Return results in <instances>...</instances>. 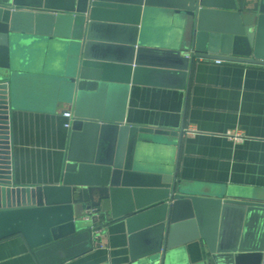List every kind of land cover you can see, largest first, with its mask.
Returning <instances> with one entry per match:
<instances>
[{
  "label": "water",
  "instance_id": "obj_1",
  "mask_svg": "<svg viewBox=\"0 0 264 264\" xmlns=\"http://www.w3.org/2000/svg\"><path fill=\"white\" fill-rule=\"evenodd\" d=\"M158 21L170 34L156 33ZM51 40L70 52L46 77L69 89L67 161L58 184L19 187L15 87L37 76L22 73L31 48ZM263 45L264 0H0V242L20 237L40 264H62L124 221L132 264H183L180 249L198 240L212 264H264V192L239 197L179 179L178 159L155 165L150 147L180 152L184 129L126 122L132 86L188 94L197 60L264 65Z\"/></svg>",
  "mask_w": 264,
  "mask_h": 264
},
{
  "label": "crops",
  "instance_id": "obj_2",
  "mask_svg": "<svg viewBox=\"0 0 264 264\" xmlns=\"http://www.w3.org/2000/svg\"><path fill=\"white\" fill-rule=\"evenodd\" d=\"M156 28L159 35L170 34L166 22L158 21ZM69 60L63 41L36 44L22 73L37 76L16 83L11 134L19 187L58 184L63 177L71 132L63 116L69 89L46 77L58 75ZM126 122L159 131L184 129L180 152L177 143L150 147L155 165L173 166L178 159L179 179L239 197L264 192V65L197 60L188 94L132 86ZM180 251L183 264H212L203 240ZM0 264L40 263L24 239L14 237L0 242ZM62 264H132L125 222L110 223L93 251Z\"/></svg>",
  "mask_w": 264,
  "mask_h": 264
},
{
  "label": "built area",
  "instance_id": "obj_3",
  "mask_svg": "<svg viewBox=\"0 0 264 264\" xmlns=\"http://www.w3.org/2000/svg\"><path fill=\"white\" fill-rule=\"evenodd\" d=\"M218 63H222L223 61H221V60H216ZM63 116H64V118L66 119V123H65V128L67 129V130H71V127H72V121H73V118H74V115H73V112L71 111V112H68V111H66V112H64L63 113Z\"/></svg>",
  "mask_w": 264,
  "mask_h": 264
}]
</instances>
